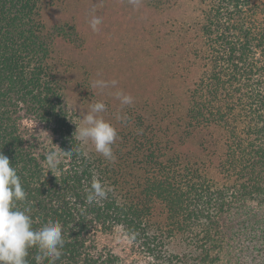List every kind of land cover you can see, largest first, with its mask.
I'll list each match as a JSON object with an SVG mask.
<instances>
[{
  "label": "trees",
  "instance_id": "trees-1",
  "mask_svg": "<svg viewBox=\"0 0 264 264\" xmlns=\"http://www.w3.org/2000/svg\"><path fill=\"white\" fill-rule=\"evenodd\" d=\"M61 2L0 0V152L21 177L19 207L30 209L33 227L63 225L55 264H127L100 248L95 228L121 230L144 257L136 264H264V0H142L154 13L132 24L145 34L167 26L180 61L172 77L181 66L187 84L160 108L108 105L115 161L89 144L54 174L19 123L44 125L59 150L79 143L82 111L71 98L84 81L70 82L62 62L83 36L59 14ZM212 140L222 145L211 150ZM93 176L112 188L99 205L86 203ZM38 254L29 249V264Z\"/></svg>",
  "mask_w": 264,
  "mask_h": 264
},
{
  "label": "rangeland",
  "instance_id": "rangeland-1",
  "mask_svg": "<svg viewBox=\"0 0 264 264\" xmlns=\"http://www.w3.org/2000/svg\"><path fill=\"white\" fill-rule=\"evenodd\" d=\"M61 3L59 14L76 21L81 27L83 36L81 49L66 50L64 53L68 60L62 62L64 72L69 74L70 82L84 81L79 82L83 84L79 88L82 94L79 96L73 91L71 98L78 101L82 113H86L93 103L101 100L106 107L108 105L113 109L124 107L111 94L118 89L131 94L134 102L150 101L153 108L158 106L160 108L161 98L172 94L173 102L177 92L180 93L181 88L187 84L186 78L182 77L184 68L181 69V66L176 71L177 78L172 77L175 73L174 65L176 62L179 64L180 61L176 57L175 62V58L170 54L167 26L163 25L164 33L163 26L157 22L156 31L145 34L140 31L144 27L137 28L132 24L133 19L137 17L151 19L153 10L143 8L142 3L138 9L134 8L129 0H103L99 3L93 0H63ZM93 15L102 17L98 32H93L88 23ZM97 79H115L118 85L116 88L101 92L92 86ZM174 85L177 86L176 93ZM21 114L23 115L24 111ZM102 115L110 120V114ZM19 126L26 144L34 145L32 150L43 164H45L46 151L53 148L59 150L56 138L35 119L23 117ZM220 145H222L221 141L212 140L209 143L211 150H215ZM92 233L100 248L107 247L114 250L126 260L127 264H136L144 258L133 252L131 241L119 229L111 233H102L99 228H95Z\"/></svg>",
  "mask_w": 264,
  "mask_h": 264
},
{
  "label": "clouds",
  "instance_id": "clouds-1",
  "mask_svg": "<svg viewBox=\"0 0 264 264\" xmlns=\"http://www.w3.org/2000/svg\"><path fill=\"white\" fill-rule=\"evenodd\" d=\"M134 8H139L142 0H129ZM93 32L99 31L102 17L93 15L88 21ZM118 81L115 79H97L93 82V88L103 92L106 89L116 88ZM120 101L121 106H129L134 103V97L123 90L111 93ZM71 108L72 106L69 105ZM78 111V110H77ZM106 111V104L101 100L93 103L83 113H79L80 125L76 126L75 139L79 142L71 150L46 151L44 160L49 171H55L62 163L72 159L74 153L83 154L84 148L89 144L94 151L110 162L115 161L113 145L118 137L116 126L102 115ZM117 119H122L117 117ZM112 188L93 176L90 187L87 189L86 203L101 204L108 198ZM27 200V193L22 185L17 168L10 159L0 152V264H29L27 259L29 249L36 247L39 254L36 256L37 264L48 260L49 264H55L62 256V249L66 243L64 228L61 222H49L37 229L33 227V219L30 209L19 207L20 202Z\"/></svg>",
  "mask_w": 264,
  "mask_h": 264
}]
</instances>
